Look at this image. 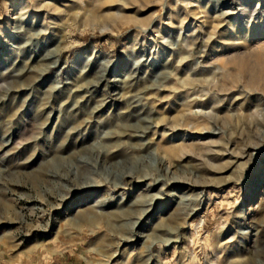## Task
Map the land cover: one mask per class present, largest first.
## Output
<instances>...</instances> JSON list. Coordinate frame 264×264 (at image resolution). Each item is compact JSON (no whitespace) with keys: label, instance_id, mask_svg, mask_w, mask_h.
<instances>
[{"label":"rangeland","instance_id":"374dc122","mask_svg":"<svg viewBox=\"0 0 264 264\" xmlns=\"http://www.w3.org/2000/svg\"><path fill=\"white\" fill-rule=\"evenodd\" d=\"M71 1L0 0V264H264V8Z\"/></svg>","mask_w":264,"mask_h":264},{"label":"bare ground","instance_id":"6f19581e","mask_svg":"<svg viewBox=\"0 0 264 264\" xmlns=\"http://www.w3.org/2000/svg\"><path fill=\"white\" fill-rule=\"evenodd\" d=\"M80 1V0H79ZM92 1V0H91ZM98 1H100V0H98ZM228 1H230V0H216V4L217 5H221V4H224V3H226V2H228ZM251 1L252 0H247V4L248 5H250L249 3H251ZM258 1V3H257V5L256 6H260V4H261V8H264V0H257ZM31 2H32V5H29V7H27V6H25L24 4H21L18 8H16V12H15V15L16 14H20V16L22 17H20V16H18V18L20 17L21 18V20L22 21H24L23 23H25V21L26 20H31L32 22H34L35 23V20H39V19H43L44 20V22L48 19H51L50 18V15H54V19L55 20H64V22H63V24H62V26H61V28L60 29H62V31H63V36L64 37H66L67 35L69 36L71 33H72V26H73V24L76 22V21H78L79 20V18L82 16V10H81V13H75V12H73V22L72 23H68V19H66V17H67V12L68 11H66L65 9L67 8V7H69L68 5H72V4H69V3H71V2H73V1H71V0H31ZM74 2H76V0L74 1ZM65 3L67 4V5H65ZM95 3H98V2H95ZM85 4V3H84ZM97 6V5H96ZM65 7V8H64ZM101 7V6H100ZM114 8V7H113ZM83 9V8H82ZM85 9V8H84ZM89 10V9H88ZM106 10V9H105ZM71 12H72V10H71ZM89 12V11H88ZM53 13V14H52ZM88 14V13H87ZM86 14V15H87ZM90 14V13H89ZM88 14V15H89ZM92 14V13H91ZM108 14V13H107ZM115 14V13H114ZM114 14H108V16L107 17H101L102 18V20H100L99 22L100 23H107V22H109V21H116V19H117V17L114 15ZM236 14L237 13H233V12H223V13H221V15H219V17H217V21H221V24L222 23H225L226 22V19H229L231 16H236ZM118 15V14H117ZM96 16V15H95ZM53 18V17H52ZM92 18H93V16H92ZM215 19V18H214ZM219 19V20H218ZM14 20H15V17H14ZM16 20H17V18H16ZM89 20V19H88ZM87 20V21H88ZM94 21H95V23H91V24H93L94 26H92V27H95L96 25H99L100 23L98 22H96L97 21V19H93ZM216 20V19H215ZM19 21V20H18ZM215 22V21H214ZM22 23V22H21ZM43 23V22H42ZM46 23V22H45ZM213 23V22H212ZM217 23H220V22H217ZM83 24H84V22H83ZM101 24V25H102ZM43 25H45V24H43ZM51 25V24H50ZM107 25V24H106ZM53 26V25H52ZM213 26H214V24H213ZM85 27V26H84ZM235 27V26H234ZM50 28V26L48 27V29ZM53 28V27H52ZM56 28V27H55ZM96 28V27H95ZM53 30V29H52ZM151 30V28L149 27V28H147L145 31L146 32H149ZM51 32V31H50ZM40 34V33H39ZM38 34V35H39ZM44 35V34H43ZM58 36V35H57ZM39 37V36H38ZM37 37V38H38ZM247 39H248V36H241V37H239L237 40H242V41H244V42H246L247 41ZM60 42L59 43H63L64 45L62 46L63 47V50H64V48H65V43H64V41H63V39L61 40V37H60V40H59ZM55 44H56V42H55ZM55 49V48H54ZM60 49H62L61 47H60ZM52 50V49H51ZM58 50H59V48H58ZM53 52V51H52ZM62 52V51H61ZM54 53V52H53ZM57 54H58V52H57ZM180 58H182V54H180ZM50 68V67H49ZM30 70V69H29ZM30 76H28V77H26L27 78V80H26V82H27V85L25 86L24 85V88H22L23 90H25V89H30V88H34V85L36 84V83H38V81H40L41 79H42V77H43V74H41L38 78H29ZM228 78V77H227ZM251 79H250V82H253L254 81V77H250ZM249 79V78H248ZM248 82V81H247ZM97 85V84H96ZM95 85V86H96ZM81 89L79 90V91H81L82 89H84V90H89V88L90 87H85V88H83V87H80ZM31 90V89H30ZM256 91V90H255ZM31 95V94H30ZM256 98V97H255ZM258 98V97H257ZM260 100H261V98H260ZM261 102V101H260ZM264 114V113H263ZM164 132V131H163ZM213 132V131H212ZM212 132L210 131V132H207L205 135H208V134H212ZM185 139V137H183V138H181V141H183ZM170 142H175L173 139H171V141ZM174 144V143H173ZM186 147L187 146H181V147H179V148H177V149H171L170 151H169V153L171 154V155H180V154H183L184 152H185V150H186ZM187 155V154H186ZM181 181V180H180ZM181 183L180 182H174L173 181V183H172V181H171V186H174V187H177V186H179ZM153 205V204H152ZM81 207H82V205H80ZM151 214V212L150 211H148V212H146L145 214H144V217H146V216H149ZM142 222V221H141ZM149 224L150 223H148L147 224V226H149ZM156 224V223H155ZM183 226V225H182ZM224 229V228H223ZM180 235V234H179ZM236 236V234L235 235H233L228 241H227V243H229V242H231V240H233L234 239V237ZM177 237V236H176ZM233 258H232V260L233 259H239V260H241V253H240V250H238V251H236L235 253H234V256H232ZM243 257V256H242ZM235 260V261H236ZM243 260H244V258H243Z\"/></svg>","mask_w":264,"mask_h":264}]
</instances>
